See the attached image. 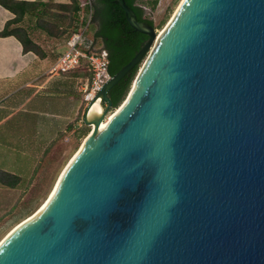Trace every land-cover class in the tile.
<instances>
[{"label":"water","instance_id":"1","mask_svg":"<svg viewBox=\"0 0 264 264\" xmlns=\"http://www.w3.org/2000/svg\"><path fill=\"white\" fill-rule=\"evenodd\" d=\"M116 1L148 38L86 106L83 149L0 264H264V0H185L159 36Z\"/></svg>","mask_w":264,"mask_h":264},{"label":"rangeland","instance_id":"2","mask_svg":"<svg viewBox=\"0 0 264 264\" xmlns=\"http://www.w3.org/2000/svg\"><path fill=\"white\" fill-rule=\"evenodd\" d=\"M80 1L82 5L90 4L93 8L94 0ZM152 1L137 0V4L144 9L145 17L153 21V27L158 35L159 31L166 27L181 0H157L154 7L151 5ZM69 2L71 0H49L46 7L47 12L42 13L39 20H36L34 17H27L22 22V26L28 30L39 49L45 53V58H41L39 55L37 56L39 58L38 60L44 62L46 67L50 66L56 56L62 52L67 36L72 31V26H70L71 12L60 10L55 4ZM58 25L59 30L57 29ZM47 28L53 31L54 34L57 33V35L50 36ZM63 28L66 29L65 32L59 35L60 32L57 31ZM94 28L95 23L92 22L86 33L87 39L94 41ZM99 47V42L94 44V48ZM152 48L153 44L140 62L136 75L144 66L145 62H147ZM70 74L65 75L63 73V75L67 76L64 78H67L70 83V97L72 98L69 101V105L73 108L70 122L55 136V139L49 144L46 151L38 155L36 161L34 149L26 148L24 145H21L25 150L24 152L18 149L20 146L18 139L21 136L19 135L21 131L18 130L15 123L18 121L20 113L15 111L8 117H3L0 120V169L8 172L13 170L14 174L20 177L19 184L14 188L0 184V239L17 222L31 214L45 200L59 174L72 156L78 151L84 138L90 132V128L81 120L82 114L88 105V102L84 101L83 93L80 90L81 84L86 80L80 77L77 72ZM55 75L62 76V74ZM53 84V87L57 86V83ZM3 94L5 95L3 97L5 107V105L11 104L13 99L12 88L7 87ZM66 99H68L67 94L64 92V102ZM99 104L102 109L106 105L103 102H99ZM115 109L109 108L106 116L115 112ZM11 130L14 131L13 134L9 133ZM24 133H31V131L27 129ZM60 133L62 134L60 135ZM9 147L12 149H9Z\"/></svg>","mask_w":264,"mask_h":264},{"label":"trees","instance_id":"3","mask_svg":"<svg viewBox=\"0 0 264 264\" xmlns=\"http://www.w3.org/2000/svg\"><path fill=\"white\" fill-rule=\"evenodd\" d=\"M124 1L133 10L139 21L153 25V21L145 17L144 9L137 4V0ZM47 2L40 0H0V5L13 14V17L8 19L0 30V37L14 36L21 43L23 53L32 51L41 58H45V53L39 49L28 30L22 26V22L27 17H34L39 20L42 13L47 12ZM156 3L157 0H153L151 2L152 7ZM55 6L60 10L71 12L70 26H72V30L77 27L75 24L79 21V17L81 18L89 10V6L82 5L80 0H71L69 3H56ZM92 22L95 23V28L93 29L94 41L92 40V42L93 44L99 42L100 48L107 52L109 75H114L125 65L148 38L146 34L136 31L129 25L124 10L116 0H94ZM58 27L59 25L57 29ZM65 30L63 28L57 32H60V35ZM47 32L50 36L57 35L49 28H47ZM138 67L139 64L135 65L109 91L108 95L112 102L111 108H117L126 97ZM76 72L85 80L91 77L85 60H82L78 67L65 73V75H71L70 73ZM19 182L20 177L18 175L0 169V184L14 188Z\"/></svg>","mask_w":264,"mask_h":264},{"label":"crops","instance_id":"4","mask_svg":"<svg viewBox=\"0 0 264 264\" xmlns=\"http://www.w3.org/2000/svg\"><path fill=\"white\" fill-rule=\"evenodd\" d=\"M12 17L13 14L0 5V30ZM38 59L32 51L23 53L21 43L14 36L0 37V120L15 111L20 113V116L16 115L19 119L15 123L21 131L18 149L25 151L21 145L34 149L35 161L39 154L46 151L55 136L69 124L73 114V108L69 105L72 98L70 83L64 78L67 76L49 74L50 66L46 67ZM53 83H57V86L53 87ZM7 87L12 88L13 99L11 104L4 107L3 93ZM64 92L68 98L65 102ZM27 129L31 133H24ZM13 132L11 130L9 133ZM11 146L13 147L12 144Z\"/></svg>","mask_w":264,"mask_h":264},{"label":"built area","instance_id":"5","mask_svg":"<svg viewBox=\"0 0 264 264\" xmlns=\"http://www.w3.org/2000/svg\"><path fill=\"white\" fill-rule=\"evenodd\" d=\"M86 6H89L88 12L81 16L77 27L68 34L64 49L56 56L48 72L49 74L67 73L85 60L91 77L81 84L80 90L84 101L89 103L110 75L107 52L100 47L94 48L92 40L86 38L87 30L92 23V5ZM88 127L92 129V125Z\"/></svg>","mask_w":264,"mask_h":264},{"label":"bare ground","instance_id":"6","mask_svg":"<svg viewBox=\"0 0 264 264\" xmlns=\"http://www.w3.org/2000/svg\"><path fill=\"white\" fill-rule=\"evenodd\" d=\"M185 0H181L180 3L178 4L177 8L175 9V12L173 13L171 19L168 21L166 27L159 31V35H161L163 33V31L167 28V26L169 25V23L173 20V18L175 17L176 13L179 11L181 5L183 4ZM5 12V11H4ZM143 68V67H142ZM142 68L139 70V72L137 73L135 79L133 80L130 88H129V91L125 97V99L122 101V103L119 105L118 108L115 109V112L113 113H110L108 116H106L105 120H103L100 124V128H104L107 126L108 124V121L123 107V105L126 103V101L129 99V97L131 96V94L133 93V91L136 89L138 83H139V76H140V73L142 71ZM102 113V108L99 104V99L96 100L93 105L90 107L89 111H88V118L89 119H93V118H96L98 117L99 115H101ZM91 131L88 133V135L84 138L80 148L78 149V151L72 156V158L69 160V162L66 164V166L64 167V169L61 171V173L59 174L54 186L52 187L51 191L49 192L48 196L45 198V200H43V202L31 213L29 214L28 216H26L24 219H22L21 221L17 222L8 232L7 234L0 239V245L9 237V235L14 232L17 228H19L21 225H23L24 223L28 222L29 220H31L32 218H34L36 215H38L41 210L47 205V203L49 202V200L51 199V197L54 195L59 183H60V180L63 176V174L65 173L66 169L68 168V166L71 164V162L75 159V157L79 154V152L83 149L88 137L90 136L91 134Z\"/></svg>","mask_w":264,"mask_h":264},{"label":"flooded vegetation","instance_id":"7","mask_svg":"<svg viewBox=\"0 0 264 264\" xmlns=\"http://www.w3.org/2000/svg\"><path fill=\"white\" fill-rule=\"evenodd\" d=\"M104 103V102H103Z\"/></svg>","mask_w":264,"mask_h":264}]
</instances>
